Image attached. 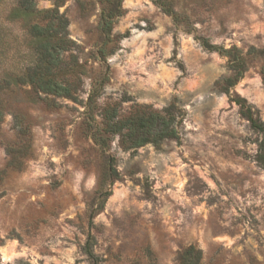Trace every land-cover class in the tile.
<instances>
[{
	"label": "rangeland",
	"instance_id": "obj_1",
	"mask_svg": "<svg viewBox=\"0 0 264 264\" xmlns=\"http://www.w3.org/2000/svg\"><path fill=\"white\" fill-rule=\"evenodd\" d=\"M34 1L67 19L42 76L69 93L31 85L40 15L0 0V264H264L261 135L234 101L264 123V0ZM173 104L174 140L106 131Z\"/></svg>",
	"mask_w": 264,
	"mask_h": 264
},
{
	"label": "trees",
	"instance_id": "obj_2",
	"mask_svg": "<svg viewBox=\"0 0 264 264\" xmlns=\"http://www.w3.org/2000/svg\"><path fill=\"white\" fill-rule=\"evenodd\" d=\"M17 9L25 13V15H40V22H42L30 24L26 28L28 35L38 40L36 45V64L33 68H29L26 74L29 82L45 93L68 94V89L65 86L51 80H45L42 76L44 73L50 72L52 66L57 63L59 52L64 51L68 42L66 33L67 19L55 9L45 12L37 11L34 0H17ZM223 52L226 53V51ZM230 67L234 75L232 78L224 80L223 90L226 92L242 78L244 73L240 60H231ZM234 101L240 106L243 116L250 122L251 127L261 135L256 160L264 168V123L259 119L253 118L250 108L245 106L243 99L236 96ZM175 109L176 107L173 104L163 109L161 113L150 112L148 115L126 120H115L114 113L107 114L105 115L106 131L115 134L126 129L130 142L127 148H138L147 144L157 146L164 140L177 138ZM182 116L180 114V117ZM86 250L87 255L92 260L94 258L92 253L88 249Z\"/></svg>",
	"mask_w": 264,
	"mask_h": 264
},
{
	"label": "bare ground",
	"instance_id": "obj_3",
	"mask_svg": "<svg viewBox=\"0 0 264 264\" xmlns=\"http://www.w3.org/2000/svg\"><path fill=\"white\" fill-rule=\"evenodd\" d=\"M5 252V251H4ZM7 254V253H6Z\"/></svg>",
	"mask_w": 264,
	"mask_h": 264
}]
</instances>
